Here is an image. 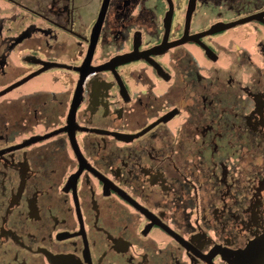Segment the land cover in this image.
<instances>
[{"label":"flooded vegetation","instance_id":"obj_1","mask_svg":"<svg viewBox=\"0 0 264 264\" xmlns=\"http://www.w3.org/2000/svg\"><path fill=\"white\" fill-rule=\"evenodd\" d=\"M0 264H264V0H0Z\"/></svg>","mask_w":264,"mask_h":264},{"label":"water","instance_id":"obj_2","mask_svg":"<svg viewBox=\"0 0 264 264\" xmlns=\"http://www.w3.org/2000/svg\"><path fill=\"white\" fill-rule=\"evenodd\" d=\"M257 259H259V261H261L260 257H258Z\"/></svg>","mask_w":264,"mask_h":264}]
</instances>
